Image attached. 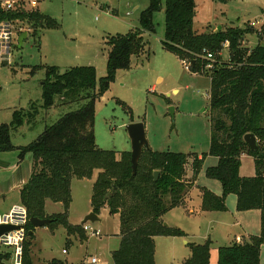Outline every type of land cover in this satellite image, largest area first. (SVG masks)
<instances>
[{
    "label": "trees",
    "instance_id": "1",
    "mask_svg": "<svg viewBox=\"0 0 264 264\" xmlns=\"http://www.w3.org/2000/svg\"><path fill=\"white\" fill-rule=\"evenodd\" d=\"M165 5L163 47L180 60L189 62L191 72L210 78L208 96L212 128L209 152L192 155L190 163L189 154L145 148L138 171L133 176L131 151L118 156L117 151L104 150L97 145L96 99L109 89L118 70L131 69L132 58L141 56L147 45L144 34L155 32L154 16L162 10V0H150L149 7L141 14L140 28L107 37V73L100 80L98 92L93 65L73 66L66 70L58 66L45 67L46 78L42 83L44 108H51L57 96L64 105L84 104L47 126L36 141L20 147V157L28 153L33 156L31 175L20 189L21 205L26 208L29 218L22 264H35L32 255L35 228L30 222L31 217L53 218L50 225H64L69 241L76 234L85 239L83 225L68 221L71 183L74 178L91 179L95 173L92 211L101 215L107 208L110 214L119 215L121 240L112 253L114 264H156L157 236H185L183 230L165 224L162 217L181 205L194 185V178L190 181L184 179L186 167L191 165L196 176L207 155L218 159L206 173L209 178L221 182L223 192L217 195L202 187V211H228L227 197L235 194L238 211L261 212L260 234L220 247L218 264H260L264 246V42L257 43L252 49L243 47V38L254 30L252 25H231L220 30L209 26L208 31L200 32L194 25L196 0H165ZM24 6L22 3L21 7L11 11L3 9L0 23L21 20L34 28L32 33L36 39L40 30L60 26L52 16ZM257 32L258 35L264 34V26ZM225 48L229 50V59L223 57ZM209 54L213 58H208ZM31 110L37 112L34 105ZM32 115L20 109L14 112L10 124L0 122V152L16 148L11 139L12 129L21 127ZM249 133L257 139L258 148L254 150L245 141V135ZM243 155L254 160L255 174L252 176L240 174ZM155 171H160L157 180H154ZM48 202L62 203L65 211L49 213ZM190 245L191 256L181 264H211L210 239ZM13 250H0V264L11 261ZM49 264L64 263L53 260Z\"/></svg>",
    "mask_w": 264,
    "mask_h": 264
},
{
    "label": "rangeland",
    "instance_id": "2",
    "mask_svg": "<svg viewBox=\"0 0 264 264\" xmlns=\"http://www.w3.org/2000/svg\"><path fill=\"white\" fill-rule=\"evenodd\" d=\"M15 1L17 7H21V2L26 9H32L30 0ZM36 1L38 6L35 8L55 18L60 26L40 30L39 42L29 24L11 20L23 28L22 33L28 32V37L21 47L18 40L13 43L10 52L0 59V122L10 124L14 112L20 109L33 115L27 117L21 127L12 129L11 139L16 148L0 152L1 215L21 205L20 185L23 183L22 187L31 175L33 156L28 153L20 157V147L36 141L47 126L84 104L64 105L57 96L51 108H44L42 83L46 78L45 67L58 66L66 70L73 66L93 65L97 73L98 92L100 80L107 73V37L140 28L141 14L150 4V0ZM196 2L194 25L200 32L208 31L209 26L217 30L219 26L226 29L231 25H252L254 30L243 38V47L252 49L257 43L264 42V34L258 35L257 32L264 26V0ZM165 7V0H162V10L154 16L155 32L144 34L147 45L141 56L132 58L131 69L118 70L109 89L96 99L95 135L98 147L115 150L120 156L122 152L132 150L127 125L142 122L149 148L189 154L191 163L192 155H202L210 150L212 119L208 94L211 83L207 75L191 72L182 60L163 47ZM258 20L262 23L257 24ZM222 53L224 58L229 59L227 48ZM32 105L37 109L36 113L31 110ZM217 162L216 157L207 155L196 176L191 165L186 167L196 186L181 205L170 209L162 217L165 224L183 230L185 236L156 237L157 264H181L191 256V243H205L209 239L212 241L211 264H218L219 248L231 245L238 235H246L240 221L252 233L259 230L261 212H239L235 194L227 198L228 211H202V187L215 194L218 192V195L223 191L221 182L209 178L206 173ZM242 173V176L255 174L253 158L243 160ZM96 177L97 173L91 178H94L93 183L92 180H72V202L67 212L69 223L82 225L87 216L85 212L91 207ZM184 179L188 181L186 176ZM49 211L62 213L65 208L62 203L50 202ZM99 217L100 222L86 224L99 230L101 235L93 236L83 230L85 239L76 234L69 241L67 228L62 224L36 228L32 248L34 262L49 264L59 260L64 264H92V259L96 258L95 264H114L112 253L121 240L119 215H112L105 208ZM0 250L11 251L13 248L2 245ZM261 250L260 264H264V246ZM15 254L14 251L8 264H14Z\"/></svg>",
    "mask_w": 264,
    "mask_h": 264
},
{
    "label": "built area",
    "instance_id": "3",
    "mask_svg": "<svg viewBox=\"0 0 264 264\" xmlns=\"http://www.w3.org/2000/svg\"><path fill=\"white\" fill-rule=\"evenodd\" d=\"M15 0H1L0 4L4 10L11 11L14 10L16 5ZM19 4L22 5L20 2ZM30 4L33 8L37 7L36 0H30ZM257 24H261V21H256ZM23 28L19 27L11 20H6L0 23V59L6 56L15 43L20 34H22ZM208 58H213L212 54L208 55ZM186 68L189 69V62L186 60L183 61ZM28 212L26 208L22 205L15 206L11 211L5 215L0 214V224H13L20 226L18 230H14L7 235L0 237V246L12 247L15 251L14 264H22V255L24 248V241L26 238V225L28 223ZM83 228L86 232H91L93 236H100L101 232L97 229H93L87 224L83 225ZM65 252V251H64ZM97 263V259H92V264Z\"/></svg>",
    "mask_w": 264,
    "mask_h": 264
},
{
    "label": "water",
    "instance_id": "4",
    "mask_svg": "<svg viewBox=\"0 0 264 264\" xmlns=\"http://www.w3.org/2000/svg\"><path fill=\"white\" fill-rule=\"evenodd\" d=\"M3 11V8L0 4V12ZM221 29V26L218 27V30ZM28 37V32L22 33L18 38V44L21 47L23 41ZM195 61H192L194 63ZM172 114L174 115V109L171 108ZM130 140L132 145L131 150V163H132V175H136L138 171V166L140 163L141 156L143 154V151L145 148H149V141L147 139L146 129L145 125L142 122H133L127 125L126 127ZM245 141L248 143L250 148L252 150L258 148V143L256 136L252 133L245 135ZM160 171L154 172V180H157L159 177ZM101 218L99 215L91 211L87 214L85 219L82 222V225H85L87 222H100ZM31 224L34 226V228H39L43 226H47L54 222L53 218L47 217V218H40V217H31L30 218ZM20 226L13 225V224H0V237L3 235H7L8 233L20 229ZM30 233H33L31 231Z\"/></svg>",
    "mask_w": 264,
    "mask_h": 264
},
{
    "label": "crops",
    "instance_id": "5",
    "mask_svg": "<svg viewBox=\"0 0 264 264\" xmlns=\"http://www.w3.org/2000/svg\"><path fill=\"white\" fill-rule=\"evenodd\" d=\"M38 6V5H37ZM30 8H32V9H34L33 7H30ZM248 157H250V156H248V155H243L242 156V164H241V168H240V174H242L243 175V173H242V166H243V160L245 159V158H248ZM252 158V157H251ZM190 174H189V171L187 170V173H186V178H187V180L188 181H190L191 180V176H189ZM95 178V177H94ZM94 178L93 179H84V180H92V183H93V180H94ZM23 183H21V185H22ZM21 185H20V189H21ZM194 186H196L195 185V183H194V185L192 186V188H191V190L194 188ZM191 190L189 191V192H191ZM223 192V191H222ZM217 193V195H218V192H216ZM92 195V194H91ZM219 195H221V194H219ZM228 198V197H227ZM49 204H50V202H48L47 203V205H46V208L48 209V212L50 213V211H49ZM107 209V208H106ZM92 211V206L89 208V210H87L86 212H85V214H88V213H90ZM250 211H254V210H249V211H239V212H247L246 214H248ZM260 211V210H259ZM204 212V211H203ZM211 212H219V211H211ZM244 213H242V214H244ZM240 215V214H239ZM239 215H237V216H239ZM241 216H243V215H241ZM239 224H240V226L242 227V229H243V232H245L246 233V235H244L243 237H241L240 235H238V236H236V241H238V242H240V240H241V238H243L242 240H244V237H246V238H248L251 234H257V235H259L260 234V232H261V225L259 226V230H257V233H252L251 231H250V229L248 228V227H244L243 225H242V222L240 221L239 222ZM35 232L36 231H34V236H35ZM157 237H159V236H157ZM173 237H177V236H173ZM34 248H35V246H34ZM261 253H262V250H261ZM33 255V254H32ZM34 256V255H33ZM261 256V255H260ZM35 263V262H34ZM36 264V263H35ZM156 264H157V261H156Z\"/></svg>",
    "mask_w": 264,
    "mask_h": 264
}]
</instances>
